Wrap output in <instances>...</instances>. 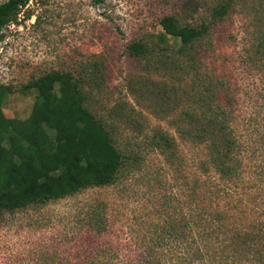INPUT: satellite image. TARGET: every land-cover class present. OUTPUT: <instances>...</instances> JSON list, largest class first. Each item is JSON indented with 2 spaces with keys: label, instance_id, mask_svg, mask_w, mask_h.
Wrapping results in <instances>:
<instances>
[{
  "label": "rangeland",
  "instance_id": "rangeland-1",
  "mask_svg": "<svg viewBox=\"0 0 264 264\" xmlns=\"http://www.w3.org/2000/svg\"><path fill=\"white\" fill-rule=\"evenodd\" d=\"M222 1L33 0L16 22L5 27L0 36V86L8 91L3 104L7 118L21 121L30 115L36 98V90L26 88L30 81L53 70L77 72L99 62L101 84L92 88L87 104L97 116L114 123L121 144L130 139L135 147H142V153L138 160H126L118 179L109 185L6 212L0 222V264H114L117 261L110 258H116V250L128 255L124 261L130 262L129 258L148 250L151 237L169 223L176 222L180 233L186 230L184 218L192 193L197 195L193 206L198 211L192 213L197 217L187 235L201 232L202 218L208 219V212L216 209L228 214L225 221L232 227L235 221L245 225L261 217L262 143L256 145L259 157L243 146L240 176L221 180L209 144L180 137L174 126L181 120L178 111L168 114L163 105L161 90L177 79L162 75L157 65L147 61L162 57L159 49L146 57L133 56L127 49L134 41L163 45L157 40L164 16L175 14L198 24L211 18L212 8ZM263 7L264 0H234L229 16L213 26L201 45L210 72L227 81L241 100L249 98L252 82L263 94L262 72H250L242 59L253 42L254 29L262 25ZM179 106L186 109L188 102ZM123 112H132L135 118L126 122ZM243 116L244 112L234 126L244 133L247 128L256 137L257 123L245 125ZM261 118L264 129V113ZM159 129L174 138L166 153L148 146ZM215 189L219 197L212 194ZM95 208L105 216L108 229L103 234L91 228ZM108 249L111 253H106ZM94 252L100 257L90 259Z\"/></svg>",
  "mask_w": 264,
  "mask_h": 264
},
{
  "label": "trees",
  "instance_id": "trees-1",
  "mask_svg": "<svg viewBox=\"0 0 264 264\" xmlns=\"http://www.w3.org/2000/svg\"><path fill=\"white\" fill-rule=\"evenodd\" d=\"M32 1L0 2V36ZM92 1L98 4L103 0ZM233 2L218 3L211 10V18L198 24L184 22L175 14L166 15L161 20L162 31L157 40L163 45L134 41L127 47L137 57H146L159 49L162 57H147V61L157 65L162 75L177 79L161 90L163 105L168 114L178 111L181 120L174 126L180 137L209 144L224 182L240 176L239 153L243 146L253 157L261 156L264 150V129L260 124L264 107L259 106L264 103V88L260 95L257 83L252 82L249 98L241 100L227 81L210 72L206 52L201 49L213 26L229 16ZM260 12L262 25L254 29L253 42L242 59L250 72L259 75L262 72L264 79V7ZM100 78L101 67L97 62L77 72L53 70L30 81L26 88L35 89L36 98L30 115L21 121L7 118L3 104L8 91L0 86V222L6 212L46 204L89 187L109 185L118 179L126 160L140 158L142 147H135L130 139L121 144L115 137L114 123L97 116L87 104L92 88L101 84ZM184 100L188 107L181 109L179 105ZM112 111L115 113L116 108ZM242 112L245 125L257 123L256 137L247 128H243L244 133L242 128L234 126ZM122 116L126 122L135 118L132 112H123ZM258 141L262 143L259 153ZM173 145L174 138L160 129L148 142V146L164 153ZM217 190L212 194L219 197ZM190 196L185 231L180 233L179 225L171 222L161 232H155L151 247L129 258L130 262L124 261L128 255L117 250L113 253L116 258L110 260H116L114 264H264V212L245 225L234 220L232 227L226 223L228 214L223 210L208 212L204 208V213L210 216L202 218L203 230L187 235V228H191L198 211L193 206L197 195ZM93 211L91 228L103 234L108 229L103 221L105 216L96 208ZM106 253L111 252L108 249ZM89 255L90 259H97L101 253Z\"/></svg>",
  "mask_w": 264,
  "mask_h": 264
}]
</instances>
